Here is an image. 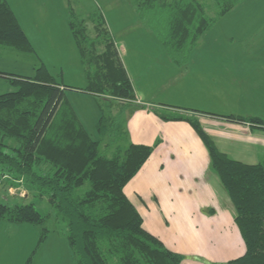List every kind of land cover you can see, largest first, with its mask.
I'll use <instances>...</instances> for the list:
<instances>
[{
	"label": "trees",
	"instance_id": "1",
	"mask_svg": "<svg viewBox=\"0 0 264 264\" xmlns=\"http://www.w3.org/2000/svg\"><path fill=\"white\" fill-rule=\"evenodd\" d=\"M213 1L218 7L215 15L208 12L206 0H135V7L168 51H174L171 55L184 51L188 57L204 33L241 0ZM71 16L86 86L57 80L45 65L30 76L0 71V77L16 86L0 93V182L12 186L24 182L48 198L67 223L75 264H184L185 255L145 226L142 212L125 192L156 145L131 141L121 121L134 105L136 93L104 13L90 15L96 37L90 36L85 19L76 20L73 11ZM0 44L35 52L8 0H0ZM72 91L96 98L99 138L83 122L70 99ZM151 109L166 120L188 121L207 147L210 168L222 182L246 245L243 254L224 264H264V162L248 163L222 151L196 109L185 108L182 113ZM216 115L264 127L259 116ZM109 134L117 142L110 155L101 149ZM122 134L127 137L125 143ZM48 219L49 214L33 202L9 204L0 197V221L39 225L38 247L51 233ZM35 251L24 264H33Z\"/></svg>",
	"mask_w": 264,
	"mask_h": 264
},
{
	"label": "crops",
	"instance_id": "2",
	"mask_svg": "<svg viewBox=\"0 0 264 264\" xmlns=\"http://www.w3.org/2000/svg\"><path fill=\"white\" fill-rule=\"evenodd\" d=\"M8 1L29 38L43 33L38 24L40 17L37 16V23L33 19L35 14L40 15V10L32 11L30 5L27 10L23 7L22 12L29 17L24 22L22 15ZM51 1L53 5L63 3L62 0ZM37 3L42 8L51 6L49 0H38ZM104 4L107 9L106 13L103 11L106 22L114 32L122 33L128 28L127 24L134 23L136 26L144 21L138 15L135 0H105ZM149 30L144 27L137 31L145 37ZM116 46L137 98L127 110L125 125L130 140L156 144L149 160L125 187L127 195L142 212L145 226L160 236L170 248L184 254V264H224V261L243 254L246 245L234 221V210L219 176L210 168V157L204 141L188 121L163 119L151 107L196 109L200 112L198 116L203 127L222 151L236 159L257 163L264 162V127L216 115L219 111L203 113L201 110L213 108L220 110V114L263 118L264 94L242 90L234 94L229 105L226 98L228 92L223 94L216 85L222 80H236L238 65L231 64L234 63L232 56H223V52L215 53L213 58L208 59L205 58L210 52H190L187 60L191 56L193 59L195 54L194 64L183 59L175 61L170 52H151L145 68L137 69L136 74L131 76L126 65L128 52H123L117 42ZM138 46L135 40L136 49ZM241 73L245 75L249 72L241 70ZM180 88L184 90V95L178 97L180 95L176 91ZM83 94L94 99L90 94ZM211 98H216L220 107L208 104ZM233 102H236L235 106ZM228 110L233 112H223ZM0 222H4L0 227L3 234L9 225L6 221ZM24 229L29 231V228ZM25 260L22 257L18 262L23 264Z\"/></svg>",
	"mask_w": 264,
	"mask_h": 264
},
{
	"label": "rangeland",
	"instance_id": "3",
	"mask_svg": "<svg viewBox=\"0 0 264 264\" xmlns=\"http://www.w3.org/2000/svg\"><path fill=\"white\" fill-rule=\"evenodd\" d=\"M37 1L10 0L13 7L22 15L24 22L29 17L22 12L23 7L27 10L30 5L32 11L33 9L40 10V15L35 14L33 19L36 22L37 16L40 17L41 21H38L40 22L38 24L39 27H42L43 33L30 38L35 47V52H22L13 47L0 44V71L30 76L36 73L37 67L45 65L57 80L72 86H86L87 78L81 62L80 50L69 24V20L74 19L72 16L70 17V14L73 11L76 20L85 19L90 36L96 37L94 35L93 20L89 18L92 13L99 14L101 11H105L106 13L105 0H62L63 3L60 6L53 5V2L49 0L51 6H43V8L37 6ZM206 1L210 2L208 12L211 15H215L218 12V7L213 3V0ZM106 27L116 42L120 44L122 51L128 52L126 55V65L131 76L136 74L137 69L145 68L146 62L151 58V52H174L168 51L159 36L144 21L138 23L136 26L134 23L127 24L126 27L128 28L122 33L114 32L109 24ZM144 27L148 30L150 29L148 36L145 35V37L142 34H138L139 31H137L139 28ZM135 40L139 43L137 49L135 47ZM225 50L227 51L225 52ZM175 52H180L172 54V56L170 55L175 61H182V59L188 58L181 53L184 51ZM190 52H210L205 59L213 58L215 53L219 54L220 52H223V56H232L231 58H233L234 63L231 64L238 65L237 74H235L237 76L236 80H222V82L216 85V88L222 90L223 94L228 92L229 96H226V98L229 100V105L230 101L234 98V94H238L242 90L255 92L257 95L264 94V0H241L237 6L218 19L205 35L201 37L197 47L193 48ZM195 60L194 54L193 59L191 56L186 62L191 61L194 64ZM241 70L248 71L249 73L244 75L241 73ZM174 81L175 78L172 79V82ZM15 88L16 86L11 83L10 79L0 77V93L11 91ZM172 91L174 92V89ZM183 91L180 88L176 91L180 96L175 94V92L174 94L181 97L184 95ZM165 94L166 92L164 91L163 95ZM69 96L83 122L91 130V134L99 138L100 135L96 129V122L100 112L97 107L96 98L87 97V95L76 91L70 92ZM217 103L216 98L208 99V104L220 107ZM235 103L233 102V106H235ZM206 109L203 111L216 113L213 111L215 110L219 111L217 113H222L217 109ZM166 111L172 112V110ZM173 111L182 113L185 110L179 108V110ZM223 112L228 113L233 111L228 110ZM124 114L125 116L121 118V121L123 124H126L127 114L125 112ZM262 117L264 118V116ZM126 141L127 137L122 134L121 142L125 143ZM108 142L111 144L108 145ZM116 145L117 142H112L109 134L101 146L102 152L110 155ZM14 184L12 186L11 183L5 184L4 182H0V197H3L9 204L35 203L41 212L49 214L47 225L50 227L51 233L38 247L37 244L40 236L39 225L33 223L19 225L6 222L9 225L8 229H5L3 234L1 233L2 229H0V264H20L18 262L19 259L25 257L27 260L34 249L36 251L33 264H75V257L67 238L66 221L53 209L46 196L39 195L24 182L19 183V181H16ZM87 186L88 183L85 188ZM3 225L4 222H0V227ZM23 226L29 228V231H26ZM7 251L9 252L6 256Z\"/></svg>",
	"mask_w": 264,
	"mask_h": 264
}]
</instances>
